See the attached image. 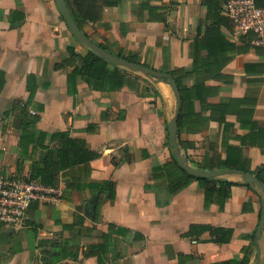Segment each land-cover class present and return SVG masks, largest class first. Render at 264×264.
Here are the masks:
<instances>
[{"label":"crops","instance_id":"1","mask_svg":"<svg viewBox=\"0 0 264 264\" xmlns=\"http://www.w3.org/2000/svg\"><path fill=\"white\" fill-rule=\"evenodd\" d=\"M100 15L78 26L92 42L176 82L177 143L189 165L264 185L255 35L233 37L204 0H120ZM90 51L55 0H0V173H29L49 149L60 152L61 134L78 146L73 159H89L54 171L57 202L31 207L19 229L0 225V264H254L262 190L239 174H187L169 144L177 100L166 78L108 61L84 69ZM66 239L76 256L52 262ZM258 246L264 264V226Z\"/></svg>","mask_w":264,"mask_h":264},{"label":"built area","instance_id":"2","mask_svg":"<svg viewBox=\"0 0 264 264\" xmlns=\"http://www.w3.org/2000/svg\"><path fill=\"white\" fill-rule=\"evenodd\" d=\"M221 12L231 22V34L238 38L255 35L253 43L264 47V8L254 0H220ZM58 188L40 184L27 174L0 173V223L8 230L25 225L29 209L35 205L57 202Z\"/></svg>","mask_w":264,"mask_h":264},{"label":"trees","instance_id":"3","mask_svg":"<svg viewBox=\"0 0 264 264\" xmlns=\"http://www.w3.org/2000/svg\"><path fill=\"white\" fill-rule=\"evenodd\" d=\"M254 1L257 6L264 8V0H254ZM93 2L94 4H97V6L93 10H90L89 12L86 13L83 12V10H81V6L85 2L81 4V0H72L71 2L67 0V4L69 6L71 16L79 27H81L80 20H84V21L88 20L90 22H94L100 18L101 8L103 5H109V4L116 5L120 2V0H93ZM204 4L207 7L208 15L209 12L211 13L212 10H215L217 13L221 12L220 0H204ZM245 35L240 36V38ZM71 52L75 57L77 56V54L74 53L73 49H71ZM127 60L135 62L131 58L130 59L128 58ZM83 62L84 65L82 66V68L84 69H88L89 65L92 64L93 62L101 63L102 71H104L107 60L98 56L93 51H90L89 54L83 58ZM25 124L26 123L23 124L24 129H25ZM59 137H61L62 139L59 149L61 153L59 151L58 153H56V150L49 149L48 153L45 155V157L42 159L40 163H37L35 161L33 162L29 172V177L31 179H35L40 184L49 187L53 186L54 183L56 182V174L54 173V171H57L58 169L66 168L68 166H73L77 162H85V161L88 162L89 160L87 159L88 157L84 159L83 158L73 159L72 158L73 154L69 155V153L73 150L75 152L78 149V146L74 143L72 139L66 138L64 134H61ZM79 149L81 150V147ZM56 155H59L57 156L58 158H56ZM90 156L91 158H94L95 156H97V154L95 155L91 154ZM182 171L185 173L184 170ZM74 219L77 224L82 225L83 222L82 217L75 215ZM75 222L73 225L72 224L64 225V228L66 229L74 228ZM0 225L2 224L0 223ZM2 227L4 228L3 225ZM68 240L69 239H66L65 242L62 244V246L58 247V249H56V252L53 253L56 255V259L54 260L52 259L51 260L52 262L55 260H59L61 256H63V258H68V257L74 258L76 256L77 249L74 250L71 246L67 245Z\"/></svg>","mask_w":264,"mask_h":264},{"label":"water","instance_id":"4","mask_svg":"<svg viewBox=\"0 0 264 264\" xmlns=\"http://www.w3.org/2000/svg\"><path fill=\"white\" fill-rule=\"evenodd\" d=\"M55 2L57 4V7L61 13V16L67 28L70 30L72 35L77 40H79L83 45H85L90 50H92L95 54L107 60L113 65L125 67L129 69L130 71L139 72L143 74L144 76H147L150 78H162V77L166 78V82L170 84V86L172 87L173 92L176 96V100H177L175 113L167 124L169 144L172 147V154L174 155L177 163L186 171L187 174L195 176V177H203V178L215 177V176H219L222 174H228V173L239 174L242 177L244 182L256 184L264 193V185L259 181L256 175H250L243 171L234 170V169H227V170H222V171H203V170L190 166L187 161V158L185 156H182L178 149L177 127H178V118H179L182 102H181V96H180L178 86L176 82L174 81V79L171 78L166 73H160L154 69L141 65L139 63L132 62L125 58L113 55L112 53L108 52L107 50L100 47L96 43L92 42L86 36V34L78 27V25L72 18L64 0H55ZM263 226H264V208L260 215L259 224L257 226L256 233H255L254 242L257 248V256H256V261L254 264H260V248L258 246V239L260 238L261 230L263 229Z\"/></svg>","mask_w":264,"mask_h":264}]
</instances>
